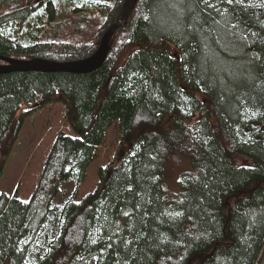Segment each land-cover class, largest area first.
Instances as JSON below:
<instances>
[{
  "label": "trees",
  "instance_id": "1",
  "mask_svg": "<svg viewBox=\"0 0 264 264\" xmlns=\"http://www.w3.org/2000/svg\"><path fill=\"white\" fill-rule=\"evenodd\" d=\"M124 3L0 0V65L88 58ZM131 13L93 72L0 74V149L24 104L65 102L73 133L28 203L0 195V264H264V0H139ZM117 122L121 154L77 202ZM170 155L192 166L174 197Z\"/></svg>",
  "mask_w": 264,
  "mask_h": 264
},
{
  "label": "rangeland",
  "instance_id": "2",
  "mask_svg": "<svg viewBox=\"0 0 264 264\" xmlns=\"http://www.w3.org/2000/svg\"><path fill=\"white\" fill-rule=\"evenodd\" d=\"M15 122L20 123V126L11 141L6 143L9 150L5 151V147L0 149V195H17L22 202L28 203L38 188L47 158L59 133H73L68 119V107L63 101L49 103L38 109L24 104ZM118 125L117 122L108 130L96 161L88 169L77 202L97 189L98 169L106 167L121 154ZM182 158L174 155L166 158L164 188L170 197L179 192L178 179L182 173L192 170L191 163L182 161Z\"/></svg>",
  "mask_w": 264,
  "mask_h": 264
},
{
  "label": "water",
  "instance_id": "3",
  "mask_svg": "<svg viewBox=\"0 0 264 264\" xmlns=\"http://www.w3.org/2000/svg\"><path fill=\"white\" fill-rule=\"evenodd\" d=\"M139 0H125L120 15L117 20L101 39V43L97 51L88 58L72 61L69 63L50 62L43 59L32 60H11L5 59L8 65H0V74L11 72H64L73 74H87L93 72L101 65H103L108 57L110 51L111 39L115 36L118 30L123 26L125 21L132 14L131 12L136 9Z\"/></svg>",
  "mask_w": 264,
  "mask_h": 264
},
{
  "label": "bare ground",
  "instance_id": "4",
  "mask_svg": "<svg viewBox=\"0 0 264 264\" xmlns=\"http://www.w3.org/2000/svg\"><path fill=\"white\" fill-rule=\"evenodd\" d=\"M11 60H16V59H11ZM44 60V59H43ZM20 61H22V60H20ZM47 61V60H46ZM50 62H52V61H50ZM58 63V62H57ZM6 65H8V62H7V64H4L3 66H6Z\"/></svg>",
  "mask_w": 264,
  "mask_h": 264
},
{
  "label": "snow or ice",
  "instance_id": "5",
  "mask_svg": "<svg viewBox=\"0 0 264 264\" xmlns=\"http://www.w3.org/2000/svg\"><path fill=\"white\" fill-rule=\"evenodd\" d=\"M230 2H231V0H230ZM26 203V202H25ZM177 215H179V213H177Z\"/></svg>",
  "mask_w": 264,
  "mask_h": 264
}]
</instances>
